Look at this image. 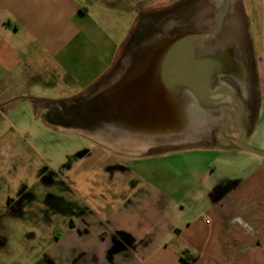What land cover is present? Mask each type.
Here are the masks:
<instances>
[{
	"label": "crops",
	"instance_id": "obj_1",
	"mask_svg": "<svg viewBox=\"0 0 264 264\" xmlns=\"http://www.w3.org/2000/svg\"><path fill=\"white\" fill-rule=\"evenodd\" d=\"M83 1L0 0L1 115H7L19 101L26 102L36 114V104L42 99L35 91L42 87L43 72L51 74L63 68L77 83L89 75L94 64L98 79L89 78L81 93L110 76L141 12L136 10L126 41L116 45L101 27L91 24ZM127 1L137 6L150 0ZM231 4L218 33L197 49L201 52L198 58L219 55L216 67L226 69L227 76L215 81L213 89L227 87L241 93L244 109L239 125L229 96L222 94L210 101L209 109L201 107L199 112L209 118L208 125L199 126L207 127L208 143L202 139L190 142L192 138L183 131L173 145L225 152V163L233 171L212 181L207 174L190 173L193 192L169 187L156 191L143 185L144 168L129 171L115 161L106 163L104 168L109 169L97 192L82 194L84 215L67 216L68 225L63 230L45 231L38 224L44 238L51 241L44 255L49 264H186L182 260L185 255L196 256L189 264H264V158L237 143L241 128L242 142L264 152V0H232ZM216 9L210 5L207 15L199 18H211ZM231 26L242 29L241 38L238 43L223 44L222 32ZM245 30L250 31L248 39ZM79 40L89 41L95 49L103 46L106 53L101 54L100 49L89 53L88 46H74ZM84 51L86 55L81 54ZM243 52L246 62L239 59ZM165 107L162 104L163 116ZM145 130L154 131L153 126ZM147 151L117 154L144 161L153 152ZM175 191L181 196L178 201L170 197Z\"/></svg>",
	"mask_w": 264,
	"mask_h": 264
},
{
	"label": "rangeland",
	"instance_id": "obj_2",
	"mask_svg": "<svg viewBox=\"0 0 264 264\" xmlns=\"http://www.w3.org/2000/svg\"><path fill=\"white\" fill-rule=\"evenodd\" d=\"M194 1H199L196 17L203 15L210 5L217 7V15L222 7V0H215L216 3L212 4L208 2L209 5L205 0H150L137 6H130L127 0L111 5L106 4L105 0H86L82 6L90 13L91 24L101 27L106 38L116 45L122 44L129 37L136 10L141 12L138 22L142 16L153 14L155 23H158L156 26L159 33L153 35L152 45L145 43L144 46H133V30L110 72L113 76L121 71L126 74L125 71L131 70L139 61L151 55L152 51L173 39L171 32L174 30L189 27L192 13L189 14L191 10L186 7L190 5L189 2ZM214 20L216 18H213V22ZM207 23L206 20L196 19L194 27L202 31ZM241 31L242 29L231 26L226 32H222V43H238ZM247 33L250 31L245 30L248 39ZM88 42L79 40L74 46H88L89 53H95L99 49L101 54L106 53L103 46L95 49ZM81 54L86 55V52ZM89 64L91 63L86 65ZM93 66L94 64L90 66L92 70L90 67L86 68L90 69L89 75L77 83L70 79L68 72L63 68H57L56 72L51 74L43 72L42 87L35 91V95L47 101L67 99L65 101L68 104L76 100L83 104L93 95L101 94L105 85L102 81L96 83L92 90L81 93L89 78L93 81L98 79V71L93 70ZM79 93L81 94L77 99L72 98ZM61 105L59 103L57 107H62ZM35 111L36 114H32L29 105L19 101L11 106L7 115L0 114V264H49L44 255L50 248L51 241L44 238L38 224H42L45 231L63 230L68 225L67 216L84 215L82 194L97 192L105 171L109 169L104 166L110 161H115L129 171H134L135 167L144 168L146 173L143 185L156 191L169 187L176 191L178 189L193 192L190 173L207 174L212 181L233 171V167L225 163L228 156L225 152H200L202 148L173 145L181 137L179 133H182L178 131L181 126V122H178L181 118L178 115L175 116L169 134L148 132L151 139L147 144H153L154 150L144 161H135L114 155L113 153H119V147H113L114 151L111 153L90 142L85 137L91 136L83 134L79 129L51 124L40 116L41 113L37 109ZM187 119L191 122L197 120L184 134L192 138L190 142L202 139V143H208L205 140L210 136L209 131L207 127L199 129L201 121L198 116L190 114ZM203 121L208 122L206 118ZM104 133L108 135V132L100 131L99 136L102 137ZM158 137L162 138L163 143L157 141ZM115 143L117 144V140ZM134 149L132 148V152ZM140 153L142 150L138 151V154ZM176 191L170 194V197L178 201L181 196Z\"/></svg>",
	"mask_w": 264,
	"mask_h": 264
},
{
	"label": "water",
	"instance_id": "obj_3",
	"mask_svg": "<svg viewBox=\"0 0 264 264\" xmlns=\"http://www.w3.org/2000/svg\"><path fill=\"white\" fill-rule=\"evenodd\" d=\"M231 2L232 0H223L216 22L209 31L187 32L170 39L164 46L152 51L151 55L139 61L131 70L125 71L126 74L121 71L117 75L105 78L101 94L104 96L105 108H108L109 119L96 123L76 122L69 126L62 124L59 126L79 129L83 134L91 136L85 138L112 151H114L113 147H119V153L123 151V153L135 154L146 149H148L147 153H151L154 146L146 148V145L151 139L148 132L153 130L146 131L147 127L153 126L154 132L158 135L164 132L169 134L175 116L178 115L181 118V121H178L181 122L178 131L183 133L191 129V124L197 121L195 119L191 122L187 119V115L190 114L198 116L200 124L204 126L207 122L203 120L206 118L208 121L209 118L201 115L200 109H209L210 101L222 94L228 95L230 102L241 109L236 102L235 93L230 88L213 89L215 81L227 76L225 68L216 67L215 62L220 56L198 58L197 49L201 40L218 33ZM118 78L120 80L117 81ZM162 104L167 105V108H164V116L161 114ZM240 116L241 111L238 124ZM162 127L165 128L164 131L161 130ZM100 131L108 132V135L104 133L100 137ZM240 131L241 136L237 141L239 146L264 158V152H258L242 142L241 128ZM157 141L163 143L161 137H158ZM132 148H135L134 152Z\"/></svg>",
	"mask_w": 264,
	"mask_h": 264
},
{
	"label": "flooded vegetation",
	"instance_id": "obj_4",
	"mask_svg": "<svg viewBox=\"0 0 264 264\" xmlns=\"http://www.w3.org/2000/svg\"><path fill=\"white\" fill-rule=\"evenodd\" d=\"M189 3H190V5L187 7L185 6V7L189 8L191 10L189 12V14L192 13V16H190V20H189L191 25L189 27L185 28L184 30H179V31L174 30L175 32L174 31L171 32L172 36H174L173 39L184 34V33H187V32L202 33V32L209 31L210 29L213 28V26L216 22V20H214V22H213V18L217 19V17H218L217 12H215L214 15L209 19H207V18L202 19V18L196 17V14H195V12L197 11L196 7H197V4L199 3V1H194V2H189ZM205 3L207 5H209L208 2H205ZM222 4H223V0H222ZM231 5L232 4H230L229 9L231 8ZM190 6H191V8H190ZM229 9H228V11H229ZM205 15H207V13ZM196 19H198L199 21L206 20V21H208V23H207L208 25L206 27L204 26V29L202 31H198L194 27V25H195L194 22L196 21ZM154 20H155V17L153 14L142 16L141 21L138 22V25L135 28V36H134L135 41H134L133 46H144L145 43H148V45H150V44L152 45L153 35L156 32L159 33L158 28L156 26V25H158V23H155ZM185 20L186 19L184 18L183 21H185ZM210 40H212L211 37L205 38V39L201 40L198 43V45L200 43L209 42ZM165 44H163L162 46H164ZM198 45H197V47H199ZM198 53L200 56L201 52L198 51ZM239 59H241V61L246 62V56H245L244 52L240 53ZM231 85L233 87L235 86V84L233 82H231ZM235 96H236V102L241 106V109H239L238 106L232 102H231L230 106L235 109L236 118L238 119L240 111H241V116H242L244 106L242 105V103H240L239 98L241 96V93L238 90H237V93L235 94ZM59 102L62 104L61 105L62 107H57V103H59ZM59 102L44 101V100L37 102L36 106L38 107V111H41L40 116L45 118L51 124H57V125L62 124L65 126H69L72 123H76V122H90V123H96L97 121L102 122V121L110 118L109 113H107L108 108L107 107L105 108V100H104V96L102 94H99L98 96H93L91 99L87 100V102L85 101L83 104H81V102L79 100H76L75 102H72L71 104H68L67 101H59ZM241 116H240V118H241ZM237 124H238V120H237ZM240 136H241V132H240ZM88 140H90V139H88ZM90 142L99 146L100 148H103V149L113 153L112 150L98 144L97 142H95L93 140H90ZM113 154L119 155L117 153H113Z\"/></svg>",
	"mask_w": 264,
	"mask_h": 264
},
{
	"label": "trees",
	"instance_id": "obj_5",
	"mask_svg": "<svg viewBox=\"0 0 264 264\" xmlns=\"http://www.w3.org/2000/svg\"><path fill=\"white\" fill-rule=\"evenodd\" d=\"M195 259H196V256H191V257H188L187 255L182 256V260H183L186 264L191 263V262L194 261Z\"/></svg>",
	"mask_w": 264,
	"mask_h": 264
}]
</instances>
